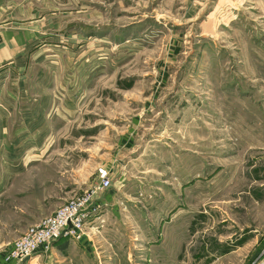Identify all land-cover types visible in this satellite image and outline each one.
<instances>
[{
	"label": "rangeland",
	"instance_id": "rangeland-1",
	"mask_svg": "<svg viewBox=\"0 0 264 264\" xmlns=\"http://www.w3.org/2000/svg\"><path fill=\"white\" fill-rule=\"evenodd\" d=\"M34 25L3 64L44 98L10 122L15 140L34 113L24 144L0 146V264L263 258L264 0H0V31ZM84 199L79 238L19 259Z\"/></svg>",
	"mask_w": 264,
	"mask_h": 264
},
{
	"label": "crops",
	"instance_id": "crops-1",
	"mask_svg": "<svg viewBox=\"0 0 264 264\" xmlns=\"http://www.w3.org/2000/svg\"><path fill=\"white\" fill-rule=\"evenodd\" d=\"M35 28H38L37 25H34L33 28H28V29H5L0 31V132H2L3 136L0 138V146H4L7 148V146L11 147H18L20 143L23 145L26 138V133L31 132L33 129L29 126V119H27L28 114L34 115L31 111H26L23 112V115L21 116V119L18 121V125L16 126V133H17V138H9L7 135L10 131V122L13 120V116L18 113V111L22 110L20 107L23 104V101L25 99L28 100L27 102V107L29 108L32 107V104L30 103L32 99H34L36 102V106L39 105V101H41L44 98L43 92L40 91L41 87H37L36 91H29V87L26 88V90L22 92H17L15 89L11 90V87L9 86L10 81L7 79V74L11 70V65L10 66H4L3 64L5 63L6 60L10 58L11 53H13V50H16L18 45L24 44L23 46H27V48L34 42L37 36L42 35L40 33V30H37ZM49 30L46 31V33L43 34H48L52 35L51 32L50 34L48 33ZM46 35V36H48ZM21 38L20 40L23 41V43H19L18 38ZM34 45H32L33 47ZM44 47V48H43ZM43 47H41V50H46L50 49L51 45L49 44H44ZM17 51V50H16ZM23 68L26 69V74L23 76L22 75V85L21 88H25L24 85H27L28 83L31 82L30 79V70L29 66H22ZM30 80V81H29ZM35 86H42V89L44 86L42 85V79L38 78V80L35 81ZM34 83V82H33ZM18 88V87H17ZM19 89V88H18ZM33 90V89H32ZM24 99V100H23ZM29 121V122H28ZM42 124V123H41ZM13 130L11 129V132ZM14 144V145H13ZM2 151V149H1ZM5 163H10V165L15 164V162L10 160L8 161H3ZM62 239H70V238H62ZM61 240V239H59ZM31 257L27 258L25 261L29 260ZM24 261V262H25Z\"/></svg>",
	"mask_w": 264,
	"mask_h": 264
},
{
	"label": "built area",
	"instance_id": "built-area-1",
	"mask_svg": "<svg viewBox=\"0 0 264 264\" xmlns=\"http://www.w3.org/2000/svg\"><path fill=\"white\" fill-rule=\"evenodd\" d=\"M110 182L106 181L105 185H109ZM88 199L75 202L71 205H67L62 208L54 218H49L44 221V224L53 223L54 233H43L42 236L34 234L32 228L28 231V234L17 241L16 247L19 252L17 256L21 261L29 258L36 251V249L43 245L46 240H49V244L53 241H57L62 238L80 237V229L86 224V221L92 211L88 212L91 204H87ZM54 235V237H52ZM48 244V242H47ZM252 264H264V257L254 261Z\"/></svg>",
	"mask_w": 264,
	"mask_h": 264
}]
</instances>
